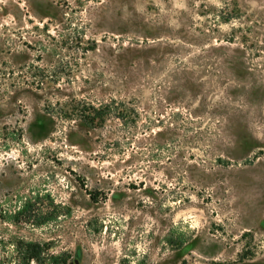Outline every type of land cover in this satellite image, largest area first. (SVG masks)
Instances as JSON below:
<instances>
[{
    "label": "rangeland",
    "instance_id": "rangeland-1",
    "mask_svg": "<svg viewBox=\"0 0 264 264\" xmlns=\"http://www.w3.org/2000/svg\"><path fill=\"white\" fill-rule=\"evenodd\" d=\"M10 240L264 264V0H0L6 264Z\"/></svg>",
    "mask_w": 264,
    "mask_h": 264
},
{
    "label": "trees",
    "instance_id": "trees-1",
    "mask_svg": "<svg viewBox=\"0 0 264 264\" xmlns=\"http://www.w3.org/2000/svg\"><path fill=\"white\" fill-rule=\"evenodd\" d=\"M100 118L101 116L96 112V110L95 113L82 117L84 122H87L89 124H94ZM91 199L96 200L97 198L94 196V194H91ZM21 212H17L14 217L21 214ZM8 243H11L12 246L11 258L14 264H45L46 260L52 261L53 263H58V259L54 256L48 255L47 250H45L38 243H23L20 240H10L8 241ZM7 261V257H2L0 260V264H6Z\"/></svg>",
    "mask_w": 264,
    "mask_h": 264
}]
</instances>
